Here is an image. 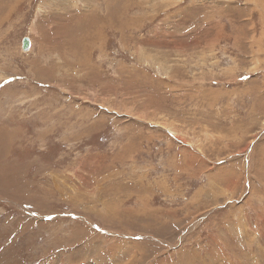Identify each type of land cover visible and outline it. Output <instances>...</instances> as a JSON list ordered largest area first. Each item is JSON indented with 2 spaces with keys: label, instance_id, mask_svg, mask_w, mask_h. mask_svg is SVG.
I'll return each mask as SVG.
<instances>
[{
  "label": "rangeland",
  "instance_id": "1",
  "mask_svg": "<svg viewBox=\"0 0 264 264\" xmlns=\"http://www.w3.org/2000/svg\"><path fill=\"white\" fill-rule=\"evenodd\" d=\"M0 264H264V0H0Z\"/></svg>",
  "mask_w": 264,
  "mask_h": 264
},
{
  "label": "bare ground",
  "instance_id": "2",
  "mask_svg": "<svg viewBox=\"0 0 264 264\" xmlns=\"http://www.w3.org/2000/svg\"><path fill=\"white\" fill-rule=\"evenodd\" d=\"M47 1H50V0H47ZM65 1H62V3H64ZM75 6V5H74ZM78 6H75L74 8L76 9ZM72 9V3L71 2H67L66 3V5L64 6V8H63V12L60 10V13H57V12H52L51 10H48L47 12H51L52 13V15H50L49 14V16L51 17V18H62V15L63 16H65V15H67V13H69L70 12V10ZM85 11H88V12H93V11H95V10H89V9H87V10H85ZM87 13V12H86ZM89 14V13H88ZM45 15H46V13H45ZM103 18V17H102ZM96 23V22H95Z\"/></svg>",
  "mask_w": 264,
  "mask_h": 264
},
{
  "label": "water",
  "instance_id": "3",
  "mask_svg": "<svg viewBox=\"0 0 264 264\" xmlns=\"http://www.w3.org/2000/svg\"><path fill=\"white\" fill-rule=\"evenodd\" d=\"M31 48V41L29 38H25L22 43V49L24 52L29 51Z\"/></svg>",
  "mask_w": 264,
  "mask_h": 264
}]
</instances>
